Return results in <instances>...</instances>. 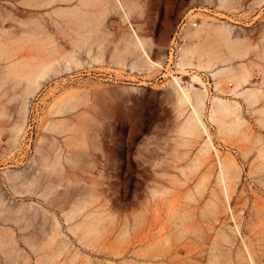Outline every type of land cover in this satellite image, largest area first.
<instances>
[{
  "label": "rangeland",
  "instance_id": "374dc122",
  "mask_svg": "<svg viewBox=\"0 0 264 264\" xmlns=\"http://www.w3.org/2000/svg\"><path fill=\"white\" fill-rule=\"evenodd\" d=\"M98 2L0 0V264H264V0Z\"/></svg>",
  "mask_w": 264,
  "mask_h": 264
},
{
  "label": "bare ground",
  "instance_id": "6f19581e",
  "mask_svg": "<svg viewBox=\"0 0 264 264\" xmlns=\"http://www.w3.org/2000/svg\"><path fill=\"white\" fill-rule=\"evenodd\" d=\"M115 1L121 7L120 1L119 0H115ZM221 2H222V4H224L225 2H227V0H221ZM125 17H127L126 12H125ZM196 33H197V31H196ZM196 33L194 32L193 34L196 35ZM135 40H136V44H138V46L141 48V50L143 52L145 63L148 65V69L150 71H157L159 68H163V64L165 62L164 57L161 56V58H159L158 60L151 59L149 57V55L146 53V51L144 50L143 44L137 35H135ZM196 54H198L197 48L190 47V48L183 49L181 58L179 59L180 61L177 64L178 71L182 72L187 67L192 65L193 64L192 58ZM93 60H95V58H93ZM196 66L199 69H202V68L208 69L210 67L209 63H207L205 65L197 64ZM215 74H213V76H215ZM37 78L34 80V82H36ZM232 78L236 80V83L238 85V84L245 81L246 72L243 71L239 77L233 76ZM193 79L197 80L198 82L203 84L196 75L193 76ZM172 86H173V90H174V93L177 97V102L179 103L180 108L189 107V110H190V115L187 117V119L185 121V127H184L185 132L190 134V135H194V134L199 132V129H202V131L207 134L205 126H204V124L201 121V118L199 116L201 113V110L205 106L204 99H205L206 91H204V92H202V91H190L189 92L188 90H186L181 85V78L174 77V76H172ZM250 97H252V99L250 100V104L256 103L257 99L253 93H250ZM213 104L214 105L212 108V114L210 116L211 121H214L217 123L222 122L220 117H219V113H221V112H223V115L225 117H228L230 115H234L235 118L238 117V115H236L237 109L235 108V106L233 107L232 105H229L227 101L217 99L216 102H214ZM226 129L232 130V126L230 125V126L226 127ZM227 167L228 166H226L225 169H227Z\"/></svg>",
  "mask_w": 264,
  "mask_h": 264
},
{
  "label": "built area",
  "instance_id": "2783aa9c",
  "mask_svg": "<svg viewBox=\"0 0 264 264\" xmlns=\"http://www.w3.org/2000/svg\"><path fill=\"white\" fill-rule=\"evenodd\" d=\"M197 25L198 23L196 20L187 18V16L183 17L176 28L173 38L169 44L167 55L165 56V62L167 66L173 67L179 58V53L183 42L182 34L186 27L190 26L191 28H196Z\"/></svg>",
  "mask_w": 264,
  "mask_h": 264
},
{
  "label": "crops",
  "instance_id": "0c3cea01",
  "mask_svg": "<svg viewBox=\"0 0 264 264\" xmlns=\"http://www.w3.org/2000/svg\"><path fill=\"white\" fill-rule=\"evenodd\" d=\"M96 1H99L98 3L101 4L102 6H104L110 0H96ZM119 1L121 3V7L120 6L119 7L121 9L123 8L122 9L123 13L125 14V12H126L127 16H131L134 14V9L138 6V3L143 2L144 0H119ZM114 10H116V7L114 8ZM117 10H119V9H117ZM97 13H98V16L101 15V11H97ZM134 37L131 36L129 39V42H130V44H134L135 46H133V47L136 48L137 44H136V40ZM97 58H98V55H96L95 59H97Z\"/></svg>",
  "mask_w": 264,
  "mask_h": 264
}]
</instances>
